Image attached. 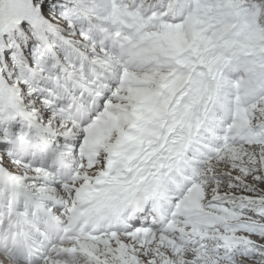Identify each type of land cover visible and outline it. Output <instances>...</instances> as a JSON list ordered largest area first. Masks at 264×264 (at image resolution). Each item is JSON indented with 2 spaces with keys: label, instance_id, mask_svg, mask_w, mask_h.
<instances>
[{
  "label": "snow or ice",
  "instance_id": "1",
  "mask_svg": "<svg viewBox=\"0 0 264 264\" xmlns=\"http://www.w3.org/2000/svg\"><path fill=\"white\" fill-rule=\"evenodd\" d=\"M0 264H264V0H0Z\"/></svg>",
  "mask_w": 264,
  "mask_h": 264
}]
</instances>
